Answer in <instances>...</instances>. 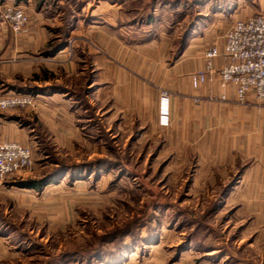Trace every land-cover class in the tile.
<instances>
[{"label":"rangeland","instance_id":"374dc122","mask_svg":"<svg viewBox=\"0 0 264 264\" xmlns=\"http://www.w3.org/2000/svg\"><path fill=\"white\" fill-rule=\"evenodd\" d=\"M167 1L148 15L152 0H32L20 5L19 32L0 22L2 41L30 40L28 76L0 98L28 97L0 112L28 138L9 142L34 157L31 170L0 181V264H113L117 255L115 264H264V206L223 202L222 166L203 163L181 121L171 124L178 82L164 70L188 23L211 14ZM234 2L230 26L264 14V0Z\"/></svg>","mask_w":264,"mask_h":264},{"label":"crops","instance_id":"0c3cea01","mask_svg":"<svg viewBox=\"0 0 264 264\" xmlns=\"http://www.w3.org/2000/svg\"><path fill=\"white\" fill-rule=\"evenodd\" d=\"M31 1L0 0V6H20L22 3L30 4ZM184 1L187 7L190 0H170L167 3L169 8L174 4L177 9H182ZM203 1L191 0L211 15L199 11L200 14L192 19L195 20L192 31L186 38L182 35L181 47L173 55L174 58L169 59L168 68L164 70V74L170 76L172 82H178L167 100L171 124L181 121L182 134L186 135L183 139L188 141L189 134L192 135L203 163L206 161L205 157L211 156L214 165L222 166L218 171L222 177L227 178L222 182V188L229 190L222 197L223 202L238 201L239 204L248 206H264V102H257L253 95L245 102H240L236 89L230 84L222 86L218 79L207 81L199 88H194L191 84L190 74L205 65L204 50L214 43L223 46L225 34L230 27L228 21L232 16L231 10L235 6L234 0L228 1L229 3ZM155 7L156 3H153L148 15ZM198 7L197 10L200 9ZM41 11L42 8L39 12ZM224 14H228V17ZM221 19L228 20L221 24ZM147 21L150 23L151 19L148 18ZM208 21H212L210 25ZM93 22L97 23L96 20ZM190 22L185 30L189 28ZM121 25L127 26L130 23ZM214 27L223 28V31L218 32ZM204 30L209 31L206 34ZM29 41L23 40L21 47H13L11 39L2 41L0 37V96L18 92L21 87L14 86L17 85L14 84V79L28 76L29 69L24 64L28 62ZM215 62L219 67L224 61L217 58ZM221 96H225V99H221ZM197 98L200 101L197 102ZM18 122L15 116L0 112V142H20L27 138L24 128ZM4 189L5 185L0 183V191Z\"/></svg>","mask_w":264,"mask_h":264},{"label":"built area","instance_id":"2783aa9c","mask_svg":"<svg viewBox=\"0 0 264 264\" xmlns=\"http://www.w3.org/2000/svg\"><path fill=\"white\" fill-rule=\"evenodd\" d=\"M28 17L20 6L0 7V22H9L17 33L27 23ZM205 65L190 74L191 84L199 88L207 81L218 79L222 86L232 85L237 98L245 102L250 95L257 102H264V14L236 19L225 34L222 47L214 43L204 50ZM223 59L216 66L215 60ZM17 98H0V110L15 104ZM212 99V97H209ZM225 99V96H221ZM196 101H200L199 98ZM165 108V106H164ZM167 110V108H165ZM166 117L167 113H164ZM32 150L18 142H0V181L8 176L33 168Z\"/></svg>","mask_w":264,"mask_h":264},{"label":"trees","instance_id":"16d2710c","mask_svg":"<svg viewBox=\"0 0 264 264\" xmlns=\"http://www.w3.org/2000/svg\"><path fill=\"white\" fill-rule=\"evenodd\" d=\"M152 1H153V3H157L160 0H152ZM151 6H152V4H151ZM141 15H143V13ZM194 21L195 20H192V22H190V24H189V28L184 31V36H185L184 38H186L187 35L192 31L193 26H194ZM55 50H58V47L56 49H54L53 51H55ZM48 183H51V182H48L47 180H24V181L19 182V185L22 186V187H28V188H42L44 185H46ZM145 223H146V221L143 220L142 222H139V224H136V225H138V226L142 225L143 226ZM132 227H134L133 224H130L126 228L121 229V230L117 231L116 233L112 234L111 237H114L116 239L120 235L121 236L122 235H126L132 230ZM102 249L103 248H101L100 245H99V246H97V249L95 250L94 253L100 254L102 252L101 251ZM107 256H108V254H107ZM107 256L106 255H99L97 259H100V260L103 261V260L106 259ZM109 256H111V255H109ZM120 260H121V258H120L119 255H117V257H109V263L115 264L116 262H119Z\"/></svg>","mask_w":264,"mask_h":264}]
</instances>
